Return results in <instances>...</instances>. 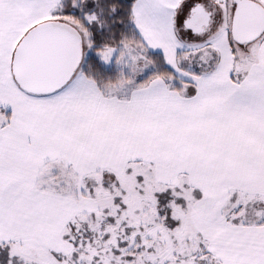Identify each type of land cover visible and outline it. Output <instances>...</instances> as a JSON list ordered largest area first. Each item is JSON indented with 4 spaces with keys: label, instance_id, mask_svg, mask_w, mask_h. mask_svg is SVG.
Here are the masks:
<instances>
[{
    "label": "snow or ice",
    "instance_id": "obj_1",
    "mask_svg": "<svg viewBox=\"0 0 264 264\" xmlns=\"http://www.w3.org/2000/svg\"><path fill=\"white\" fill-rule=\"evenodd\" d=\"M0 264H264V0H0Z\"/></svg>",
    "mask_w": 264,
    "mask_h": 264
}]
</instances>
